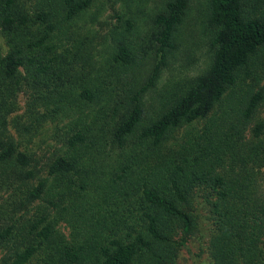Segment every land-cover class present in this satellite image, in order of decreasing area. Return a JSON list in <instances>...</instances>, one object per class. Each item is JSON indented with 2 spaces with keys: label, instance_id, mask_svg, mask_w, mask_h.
<instances>
[{
  "label": "trees",
  "instance_id": "16d2710c",
  "mask_svg": "<svg viewBox=\"0 0 264 264\" xmlns=\"http://www.w3.org/2000/svg\"><path fill=\"white\" fill-rule=\"evenodd\" d=\"M93 1L39 0L30 12L19 0H0V35L7 46L0 52V113L7 95L19 85L22 69L40 82L47 74L56 75L52 67L66 63L65 56L58 57L56 51L70 36L68 28L74 19ZM188 1L164 0L151 15L156 60L140 86L127 91L121 109L116 93L103 91L102 86L110 84L113 89L125 81L126 70L133 66L134 56L126 41L132 28L130 18L111 37L106 55L111 68L105 74L109 82L96 75L82 78L73 88L60 90L50 110L68 119L65 150L46 166L52 188L65 191L78 184L82 190L93 179L101 184L96 188L101 189L103 202L109 198L117 208V200L120 206L125 201L124 209L130 212L133 203L127 199L136 194L138 200L141 224L133 228L124 217L114 218L115 231L98 246L92 264H171L177 245L169 224L180 222L182 233H188L193 221L188 194L198 183L208 189L212 200L221 263L264 264V200L257 194L255 177L264 167V122L254 121L247 137L243 129L264 98V86L241 104L224 99L239 71L251 67L264 53V10L251 13L244 7L246 0H205L211 51L204 68L183 88L161 97L164 100L153 114L145 115L143 97L160 78L174 49L173 37ZM80 43L74 41V46ZM94 106L93 116L83 112L82 107ZM199 121L200 128L190 127ZM187 126L185 139L168 146L173 133ZM28 165L27 153L0 134V167L6 176ZM31 175V170L23 173L26 178ZM45 182L41 179L32 186L28 197L38 198ZM7 233L5 228L1 236ZM50 233L49 224L39 227L33 240L16 250L6 264H26ZM59 251L67 263L80 259L79 248L72 245L63 244Z\"/></svg>",
  "mask_w": 264,
  "mask_h": 264
},
{
  "label": "rangeland",
  "instance_id": "374dc122",
  "mask_svg": "<svg viewBox=\"0 0 264 264\" xmlns=\"http://www.w3.org/2000/svg\"><path fill=\"white\" fill-rule=\"evenodd\" d=\"M38 1L19 0V3L24 10L31 12ZM163 2L164 0H94L74 19V23L68 28L70 36L64 40L62 48L57 49L56 54L58 57L65 56L66 63L52 67L57 72L56 75L47 74L43 80L36 82L28 74L25 75L23 69L20 71L19 85L7 95L6 105L0 113V134L13 140L27 153L29 165L22 170L10 171L9 177L0 167V180L4 179L3 182L0 181V264H6L16 250L30 243L35 231L45 224L50 225V236L43 240L26 264H70L61 257L59 249L63 244L79 248L80 259L76 264H92L98 256V246L115 231L112 229L114 218L124 217L133 228H138L141 224L136 194L127 199L133 203L128 207L130 212H127L124 209L127 206L125 201L121 202L122 207L117 200V208L109 198L105 202L101 201V189L96 188L101 184L93 179L82 190L78 189V184L65 191L52 188L46 166L53 157L65 150L68 119L56 113L50 114V110L59 91L73 88L82 78L96 75L104 83L109 82L110 78L105 74L111 68L106 61L112 44L111 37L124 26V19L130 18L132 28L126 41L134 56L133 66L131 70H126L124 77H127L122 83L119 82V87V83L113 89L109 88L110 84L102 86L103 91L108 90L112 95L116 93V105L118 110L121 109L126 102L127 91H134L140 86L156 60L150 34V17L154 11L159 10ZM244 7L256 14L264 10V0H246ZM205 15V0L188 1L173 37L174 49L168 56L160 78L143 97L146 116L153 114L155 106H159V102L164 100L160 101L161 97L171 96L174 91L183 88L190 78L204 68L211 51ZM74 41L76 44L81 43L74 46ZM6 49L5 40L0 35V52L3 53ZM256 58L258 60L251 67L239 71L234 86L227 91L228 95H224L225 102H232L233 105L236 102L244 103L252 92L264 86V53ZM114 67L124 73L121 66ZM94 83H98V80ZM82 108L85 114L93 116L97 107ZM42 114L45 117L42 118ZM231 114L234 116V113ZM110 115L108 110L107 116ZM92 116L88 115V119ZM259 119L264 122V98L244 124L246 137L248 128ZM202 121L190 127L198 129L202 126ZM190 127H181L175 131L167 145L174 147L175 143L183 141L185 138L182 135ZM87 163L88 161L84 166ZM26 170L32 172L28 178L23 177ZM255 177L257 194L264 200V167L256 172ZM41 179L46 182L39 197L29 198V189ZM98 199L100 203L96 204ZM188 199V209L193 218L188 233H182L180 222L172 220L169 224L171 239L177 245L171 264H222L216 251L215 220L208 189L198 183L188 194ZM33 224L36 227H32ZM5 228L8 233L1 236V231ZM120 232L122 231H118Z\"/></svg>",
  "mask_w": 264,
  "mask_h": 264
}]
</instances>
